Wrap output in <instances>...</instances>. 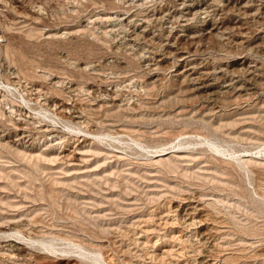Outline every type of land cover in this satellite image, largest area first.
Segmentation results:
<instances>
[{
    "label": "rangeland",
    "instance_id": "1",
    "mask_svg": "<svg viewBox=\"0 0 264 264\" xmlns=\"http://www.w3.org/2000/svg\"><path fill=\"white\" fill-rule=\"evenodd\" d=\"M0 264H264V0H0Z\"/></svg>",
    "mask_w": 264,
    "mask_h": 264
}]
</instances>
